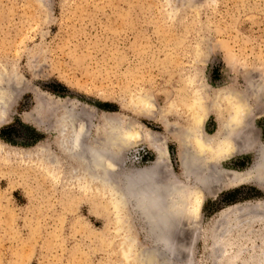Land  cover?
<instances>
[{
  "label": "rangeland",
  "instance_id": "1",
  "mask_svg": "<svg viewBox=\"0 0 264 264\" xmlns=\"http://www.w3.org/2000/svg\"><path fill=\"white\" fill-rule=\"evenodd\" d=\"M44 2L46 7L39 12L29 0H0V68L19 80L14 77V92L7 89L13 102L5 108L8 113L0 112V264H134L145 247L141 255L150 260L140 258L159 264L151 254V236L140 231L136 215L128 218L135 224L132 231L125 230L127 215L122 218L123 211L116 212L109 199L84 190L69 197L72 183L53 178L57 170L50 156L53 118L69 110L70 101L71 111L77 109L80 114L75 116L84 122L90 115L97 125L104 112L117 117L113 124L120 122L131 136H126L124 164L133 169L150 166L155 160L150 144L159 142L160 135H169L157 120L158 108L183 93V76L195 74L212 91L234 85L251 99L256 97L252 94L260 77L254 79L250 92L241 74L258 69L264 75V0H174L179 6L172 19L162 12V0ZM19 76L24 78L22 83ZM140 90L147 92L154 114L135 111L139 105L132 94ZM59 101L66 102L67 109L56 106L62 104ZM255 107V127L264 139V116L261 107ZM168 119L173 120L170 115ZM214 127L211 115L208 130L213 132ZM165 143L169 162L179 172L176 144L170 137ZM254 160L255 154L249 152L227 161L225 167L243 171ZM252 203L264 209V189L253 182L206 197L199 215L187 221L189 226L198 223L199 228L182 233L187 242L182 238L186 245L179 247L182 262L175 264H214V229L235 218L234 206ZM249 227L253 229L233 231L227 237L225 257L241 250L247 263L263 253L264 219ZM131 243H138L137 248Z\"/></svg>",
  "mask_w": 264,
  "mask_h": 264
},
{
  "label": "bare ground",
  "instance_id": "2",
  "mask_svg": "<svg viewBox=\"0 0 264 264\" xmlns=\"http://www.w3.org/2000/svg\"><path fill=\"white\" fill-rule=\"evenodd\" d=\"M173 1L162 0L163 8L161 9H163L162 12L165 13L164 15L168 19H172L174 14L176 15L174 12L175 9L178 10L177 7L179 5H174L175 3L173 4ZM29 2L35 3L39 12H42L44 7H46L44 0H29ZM36 2H38V5ZM195 52H197V50H195ZM4 73L5 71L2 72L0 68L1 113H4L9 103H13L10 102L11 95L8 90L10 87L12 89L15 87H12V85L14 84V77L16 76L15 74H13L15 75L13 77L12 74ZM241 75L250 92H252L251 88L253 89V85L255 84L254 79L260 77V83L257 82L258 90L254 89L257 94H259H255L254 90V94H252L256 95V97L251 99L249 94L229 84L228 87L212 91L205 83H200L198 81L200 79L199 76V79H197L196 75L193 73L183 76L185 77L184 79L182 78V88L184 87L185 89L183 93H178L177 99L174 102L172 101L169 105L167 103V106L165 105L166 107L158 108L159 119L157 120L162 126L169 129V135L166 138L160 135L159 142L154 143L155 140H151L153 144H150V148L155 154V160L150 166L139 167L137 169H133L124 164L125 149L127 148L126 136L128 137L130 135L125 133L124 123V127H122L120 122L113 124V120L115 122V118L117 117H111L104 112L97 118L98 124L93 125V119L89 117L90 115L87 116L88 120L84 118V120H86V122H84L75 116V113L76 115L80 114L77 109L73 114V110L71 111L70 108L74 109V104L73 107H71V101L67 103L71 105L68 108L69 110H65L67 109L66 102L63 104L62 101H59L62 103H59L61 105H58L57 102L56 106L64 107L65 109L63 108V110L65 111L53 118L55 122H53L54 124L50 127L54 135L51 148L54 152H51L52 155H49L51 157L53 156L52 158L56 161L57 165V170L54 169L56 170V174L53 178L56 181L60 178L61 182L63 179H66L72 183L67 192L69 197H74L79 190L80 192L84 190V193L86 191L90 196L109 199L111 204L114 205V208H112L115 209L116 212L123 211L122 218L127 215V218H124L126 222L123 221V223H127L124 228L125 230L132 231V227L135 224H133L132 221L128 223V218L132 217V215H136L138 217L137 219H139L138 221L141 223V225H139L141 227H139L140 231L144 230L146 235L148 234L151 236L153 245L151 254L155 256V261L157 258V263L159 264L180 263L181 257L179 247L180 245L181 247L186 246L183 244V241H186V239L182 237V233L188 232L189 230L191 232L198 230V223H193L191 224L192 226H189L187 221H189L191 217L195 219L196 216L199 215L198 213L201 209L202 202L206 197H215L224 190L252 182L264 189V139H262L260 130L255 127L256 116L254 112L256 111H253L254 105L256 107H261V114L264 116V75L259 73L258 69L256 71L252 69L245 70ZM16 79L15 77V80ZM23 79L24 78H20L21 83ZM17 81L19 80L17 79ZM21 83L20 85L23 86L24 83ZM15 85L16 88L19 89V84ZM21 88L23 89L26 87ZM12 89L11 92H14L15 88L14 90ZM22 89L21 91L23 92ZM248 95L250 97H248ZM147 96L148 94L145 90H140L137 94H132L133 100L139 105L136 107L135 111H138V113L142 115H151L153 112L155 113L154 110L152 111L155 107L153 105L151 106V99H146ZM131 101L132 100H130V102ZM42 104L44 103H41L40 107ZM47 104L43 105L45 106L44 112ZM133 105L135 107V103ZM40 110L41 109H39V112ZM53 110L55 111L54 108ZM53 110V113L51 112L52 114L55 113ZM33 111L35 112V110ZM52 114L48 119H52ZM36 115L37 114H35V116ZM168 115H170L173 120L168 119ZM211 115H213L215 119V129L213 132L208 130ZM33 118L38 119V117ZM43 118H45V116ZM3 119L5 118L3 117L2 121ZM41 120L42 119L39 121L37 120V122ZM119 120L121 121V118ZM137 132L139 133L138 130ZM137 132L136 134L138 136ZM140 133L142 134V132ZM131 134L135 136L133 135L134 132ZM141 134L140 136L142 139ZM169 137L174 141L177 147L176 157L179 172L174 171L169 162V155L165 143ZM128 138L127 140H129ZM42 148L44 149L45 147ZM51 149L47 148L48 151H51ZM1 150L2 147L0 151ZM36 152L34 154H36ZM249 152L255 154V160L251 167L243 171L225 167L227 161ZM25 156H27V154ZM38 160H40V158H38ZM41 165H43V162ZM52 168L53 167H51V169ZM48 171L50 172V170ZM261 205L260 203H256L254 206H248L247 204L241 207L239 205V207L234 206L231 212L232 216L235 218L233 220L225 219V221H221L222 223L217 225L218 227L214 229L213 233L214 247L216 249L214 264H223V261H226L227 264L228 262L232 264L237 262H242L243 264H264V251L257 258L247 260V263L246 260L241 257V250L230 257H225L227 254L225 253V245H227L228 242L227 237H229L233 231H251L253 228L249 226H251L253 222L258 219H264V209ZM238 211H242V214H239ZM118 227L119 226H117V228ZM120 227L122 228L121 224ZM120 227L118 229H120ZM182 238L184 239L183 241ZM126 239H130V237L128 238L127 236ZM126 239H124V241ZM130 240H132V237ZM122 241L123 240H121V242ZM131 244L133 245V243ZM137 245L138 243L133 245V247L137 248ZM188 247H186V249ZM130 248L129 249L132 250L131 246ZM140 248L141 246L139 247V251ZM143 251H140V256H144L145 258L148 257V260H150L149 256L141 255ZM186 253L187 252H185V257L186 255L188 257L189 255ZM146 254H148L147 251ZM127 256H130V252ZM140 256L139 260L136 259L138 256L134 258L136 261L132 259L133 257L131 258L135 262L134 264H151L152 261L148 262L147 259L145 261V258H140ZM152 259L154 261V257H152ZM154 263L155 262L152 264Z\"/></svg>",
  "mask_w": 264,
  "mask_h": 264
},
{
  "label": "water",
  "instance_id": "3",
  "mask_svg": "<svg viewBox=\"0 0 264 264\" xmlns=\"http://www.w3.org/2000/svg\"><path fill=\"white\" fill-rule=\"evenodd\" d=\"M251 206H253V203H252V205Z\"/></svg>",
  "mask_w": 264,
  "mask_h": 264
}]
</instances>
